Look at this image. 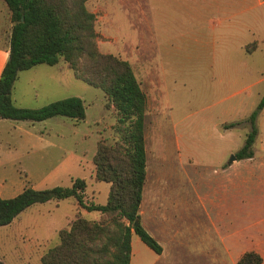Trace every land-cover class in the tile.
I'll return each mask as SVG.
<instances>
[{"label":"rangeland","instance_id":"obj_1","mask_svg":"<svg viewBox=\"0 0 264 264\" xmlns=\"http://www.w3.org/2000/svg\"><path fill=\"white\" fill-rule=\"evenodd\" d=\"M261 1L253 12L225 6L229 23L224 19L223 29H213L211 22L194 23L183 9L174 11L158 0H87L88 9L96 14L98 49L128 60L147 95L146 179L140 220H154L157 214L149 213L152 207L205 205L210 216L246 225L247 233H255V224L264 223V107L256 118L253 160L247 166L239 164L240 169L231 172V181L222 170L243 145L250 130L249 116L264 94ZM208 16L216 17L212 12ZM10 28L8 9L0 0V45L4 47ZM245 42L249 43L246 47ZM39 67L20 74L12 90L15 105L39 108L78 96L83 99L85 117L54 116L37 122L36 128L50 142L42 151L33 143H13L6 132L8 121L13 120H0L1 152L20 156L11 164H0L1 196L11 197L27 183L36 189L68 187L73 179L81 178L87 184L84 199L103 204L108 184L95 181L92 157L98 140L115 138V111L105 106L100 89L76 78L62 59ZM42 172L45 178L39 179L37 174ZM77 206L69 197L27 207L0 226V260L42 264L40 256L58 242L57 232L68 220L77 213L98 218L97 212ZM219 206L223 207L220 215ZM133 239L150 251L144 264H153L155 253L138 236ZM133 247L138 250L136 243Z\"/></svg>","mask_w":264,"mask_h":264},{"label":"trees","instance_id":"obj_2","mask_svg":"<svg viewBox=\"0 0 264 264\" xmlns=\"http://www.w3.org/2000/svg\"><path fill=\"white\" fill-rule=\"evenodd\" d=\"M11 22L8 56L0 72V118L43 121L54 116L75 120L85 117L83 99L69 96L39 108L18 107L12 97L18 73L35 65H55L63 60L74 76L100 89L105 106L116 114L111 142L98 140L92 162L95 181L108 184L105 203L84 199L85 179L75 178L71 186L36 189L28 183L11 197L0 195V226L9 224L32 204L73 197L77 208L95 211L98 218L76 214L57 232L58 242L41 256L42 264H129L131 237L154 252L158 241L140 221V205L146 179L145 118L147 95L131 64L97 46L96 14L87 0H2ZM264 107V94L249 116L250 130L236 160L253 156L258 129L256 118ZM230 124L229 126H232ZM137 221V223H136ZM262 257L246 251L236 264H261ZM0 264H5L0 260Z\"/></svg>","mask_w":264,"mask_h":264},{"label":"crops","instance_id":"obj_3","mask_svg":"<svg viewBox=\"0 0 264 264\" xmlns=\"http://www.w3.org/2000/svg\"><path fill=\"white\" fill-rule=\"evenodd\" d=\"M158 1L167 8H174V11L178 8L183 9L194 23L198 21L211 22L213 24V29H223L225 24L224 19L229 23L230 15H224L225 6H240L243 12H253L262 2L261 0H256V3L251 0H234L231 5L230 0ZM210 12L214 13L216 17H209L208 14ZM227 23L226 26H228ZM242 27L244 28L245 25H242ZM195 32H198V26H196ZM252 42L255 43V46H253L255 48H252H258L256 40L254 39ZM247 43L248 42H245L244 47L249 44ZM0 46L1 72L8 56V45H5V47L2 45ZM39 66L40 64L27 70L40 68ZM259 67L261 68V66ZM24 71L25 70L18 73L13 87L19 80L20 74ZM0 120L7 121L10 119L0 118ZM8 122H10V126L6 128V132L11 136V141H13V143H18L20 145H29L33 143L36 149H38L39 145L40 151L46 150L47 144L50 142L47 140L48 138L45 136L44 131L41 128H36L35 124L37 122L27 120H13ZM44 144L45 146H42ZM15 147L17 148L16 145ZM15 147L12 149H16ZM261 150H264V146L261 147ZM1 151L2 150H0V164L2 165L11 164L12 161L20 157L17 153L12 151ZM252 160V157H250L235 160L232 163L226 162L222 165V170L226 174L225 177L231 181V172H235L238 168L240 169L239 164H242V162L244 166H247L246 162H251ZM37 177L39 179H44L45 172L37 174ZM242 179L245 183L244 177H242ZM2 188L3 187L0 186V195H2ZM207 208L209 207L205 205L186 206L184 208H179L178 206L165 207L163 209L160 207L151 208L149 213L157 214V216H154V220L140 221L144 229L149 232L162 247L160 253H156L150 248L156 255L153 264H236L242 254L250 250L258 253L262 257L261 264H264V223L255 224V233H247L246 225L236 226L229 222L221 221V217L210 216V212ZM222 209L223 207H217L216 211L218 213H216L220 215ZM133 235L131 237V256L129 264H144L143 260L145 255L150 254V251L145 247H141L139 241L133 239ZM134 243H136L138 250L134 249Z\"/></svg>","mask_w":264,"mask_h":264},{"label":"water","instance_id":"obj_4","mask_svg":"<svg viewBox=\"0 0 264 264\" xmlns=\"http://www.w3.org/2000/svg\"><path fill=\"white\" fill-rule=\"evenodd\" d=\"M233 160H236V157H235V155H230V158H229V163H231ZM136 223H137V221H136Z\"/></svg>","mask_w":264,"mask_h":264}]
</instances>
